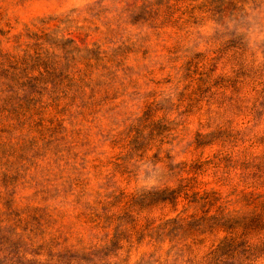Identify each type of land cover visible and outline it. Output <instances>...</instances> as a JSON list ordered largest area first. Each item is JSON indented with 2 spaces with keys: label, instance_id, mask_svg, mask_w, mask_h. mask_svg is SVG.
<instances>
[{
  "label": "rangeland",
  "instance_id": "1",
  "mask_svg": "<svg viewBox=\"0 0 264 264\" xmlns=\"http://www.w3.org/2000/svg\"><path fill=\"white\" fill-rule=\"evenodd\" d=\"M259 213L264 0H0V264H264Z\"/></svg>",
  "mask_w": 264,
  "mask_h": 264
},
{
  "label": "trees",
  "instance_id": "2",
  "mask_svg": "<svg viewBox=\"0 0 264 264\" xmlns=\"http://www.w3.org/2000/svg\"><path fill=\"white\" fill-rule=\"evenodd\" d=\"M251 218H256V224L254 225V227L255 226L257 227L258 225H260L262 223V221L264 223V214L259 213L256 216H253ZM219 219L220 220H217V223L215 226L221 228L222 226H225L226 224H228L230 222H235L236 220H238L240 218H238L236 216H232V214L229 213L226 216L219 217ZM216 249H218V247Z\"/></svg>",
  "mask_w": 264,
  "mask_h": 264
}]
</instances>
